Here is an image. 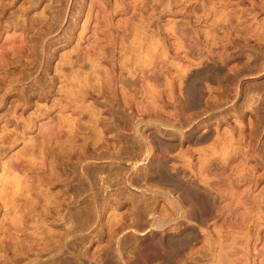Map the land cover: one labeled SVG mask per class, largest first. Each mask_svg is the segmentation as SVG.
Instances as JSON below:
<instances>
[{"label":"rangeland","instance_id":"obj_1","mask_svg":"<svg viewBox=\"0 0 264 264\" xmlns=\"http://www.w3.org/2000/svg\"><path fill=\"white\" fill-rule=\"evenodd\" d=\"M0 264H264V0H0Z\"/></svg>","mask_w":264,"mask_h":264},{"label":"bare ground","instance_id":"obj_2","mask_svg":"<svg viewBox=\"0 0 264 264\" xmlns=\"http://www.w3.org/2000/svg\"><path fill=\"white\" fill-rule=\"evenodd\" d=\"M190 95V94H189ZM192 98V97H191ZM192 106V105H191ZM197 106V105H196ZM207 137V136H206ZM197 138H198V136H197ZM203 139V138H202ZM205 139V138H204ZM197 140V139H196ZM197 142V141H196ZM204 207V206H203ZM204 209V208H203ZM202 211H204V210H202ZM206 214V213H205ZM207 216V215H206ZM112 263V262H111Z\"/></svg>","mask_w":264,"mask_h":264}]
</instances>
